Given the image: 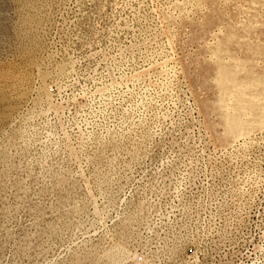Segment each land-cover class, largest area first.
<instances>
[{
  "label": "rangeland",
  "instance_id": "1",
  "mask_svg": "<svg viewBox=\"0 0 264 264\" xmlns=\"http://www.w3.org/2000/svg\"><path fill=\"white\" fill-rule=\"evenodd\" d=\"M0 264H264V0H0Z\"/></svg>",
  "mask_w": 264,
  "mask_h": 264
},
{
  "label": "bare ground",
  "instance_id": "2",
  "mask_svg": "<svg viewBox=\"0 0 264 264\" xmlns=\"http://www.w3.org/2000/svg\"><path fill=\"white\" fill-rule=\"evenodd\" d=\"M237 85V84H236ZM229 89V88H226V90ZM231 101V100H230ZM234 125V124H233Z\"/></svg>",
  "mask_w": 264,
  "mask_h": 264
}]
</instances>
